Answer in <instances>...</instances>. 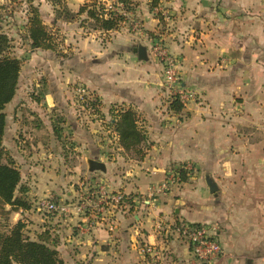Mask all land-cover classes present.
I'll return each mask as SVG.
<instances>
[{"label": "crops", "instance_id": "1", "mask_svg": "<svg viewBox=\"0 0 264 264\" xmlns=\"http://www.w3.org/2000/svg\"><path fill=\"white\" fill-rule=\"evenodd\" d=\"M153 1L135 0L118 29L78 36L63 74L51 73V90L34 96L36 106H17L23 94L17 90L5 108L3 146L14 134L15 143L28 141L36 148L34 157L39 151L42 157L54 138L53 114L60 112L76 142L74 177L86 185L85 193L103 186L126 200L97 199L79 210L78 196L85 193L71 185L70 201H62L63 195L59 203L54 194L61 191L50 181L46 196L66 210L46 209L30 225L23 217L28 210L20 208L10 220L32 228L31 239L45 236L67 264H189L190 246L175 228L180 221L215 227L224 253L211 264H264V0H159L174 13L170 22L155 14ZM157 34L176 57L182 83L198 94L179 112L168 110L163 65L149 49L160 39L150 35ZM140 44L147 47L146 59L134 51ZM70 83L101 102L90 126L64 102ZM126 108L137 112L147 137L142 159L125 150L113 125V114ZM89 161L100 167L90 170ZM185 163L194 170L180 184L150 196L166 170ZM34 170V177L45 174ZM147 244L160 252L146 253Z\"/></svg>", "mask_w": 264, "mask_h": 264}, {"label": "rangeland", "instance_id": "2", "mask_svg": "<svg viewBox=\"0 0 264 264\" xmlns=\"http://www.w3.org/2000/svg\"><path fill=\"white\" fill-rule=\"evenodd\" d=\"M85 1L86 0H84L78 6V0H0V21L3 31L7 33L11 39L10 52L11 54L20 58L22 62L20 73L21 76L19 78L17 90L23 94L21 99L22 101H20L17 106H21V103H23V106L28 109H30L31 105L36 106L33 101L34 96H41L44 91L46 92L48 89L51 90L49 82L51 76L49 75L51 73H58L59 75L63 74L64 63L67 61L68 57L74 53L73 48L75 46V41L78 39L77 37L79 36L80 38L82 36H88L90 33L100 30L94 29V21L88 18L86 11L77 15L80 6L84 4ZM102 1L106 3L107 8L114 9L115 11L125 15V21H128L129 17L126 15V13L133 11L135 7L134 6L133 9L120 8L114 4L115 0ZM159 3L155 6L158 7V10L156 9L154 11L155 14L158 16H163L164 20L166 19L167 22L172 21L174 13H172L168 7H165ZM64 6L68 7L69 11L71 12V14H69L70 16L72 15L70 19H66L67 13L62 11L64 10ZM73 6H76V8ZM34 9L38 10L43 22L48 25L55 34L56 42L54 49L35 48L31 46L32 41L29 38L27 26L30 17L33 15ZM157 37L160 38L158 41H160L163 47L167 49L164 39L158 34L150 35L149 38L152 40L153 38ZM71 38L72 40H70ZM103 40H106V37H104ZM149 49L153 57L160 61V58L153 46V42L150 44ZM48 51H53V54L50 56ZM168 52L174 56L169 50ZM52 68L54 70H52ZM80 86L77 83L67 84L65 90L63 91L65 95L64 102L67 101L69 105L75 108L76 112L78 113L77 115L80 114L79 116L84 121V125L90 126V123L92 122L90 121L92 120L91 116L93 115H89L82 106V102L78 96V87ZM94 97L96 98L95 95ZM99 105L101 106V104ZM42 108L44 110L43 114L46 115V104H43ZM53 115L57 130L55 128L54 138L53 140H50L51 144L49 142V147L47 148L51 152L44 151L41 153V157L39 151L37 156L34 157L33 153L36 151V148H33L31 144H28V141L22 144L15 143L14 134L11 137V143L3 146L1 151V162L13 163V165L18 168L21 173V182L18 188L22 187L25 191L21 192L22 190H20V192L17 191L16 194L22 195L24 200L30 205L28 209H24L28 210V212L26 214L24 213L23 215L24 219H26V222L30 225L31 223L37 224L38 219L32 218L34 214L38 213L40 216V214L44 213L47 215L48 211L46 208H43L44 201L49 199L54 201L55 198L59 203L64 200L70 201V195L67 191L70 189L69 187L71 185H73L72 187L74 189L77 188L79 192L81 191L80 194L85 193L83 189L86 185L84 183L82 184V181L78 182V179L74 177V175L77 174V171L74 169V162L76 161L77 155L79 154L78 150H75L76 142L73 141L72 134L65 131L64 126L62 125L63 121L60 112ZM19 132L20 130L16 131V135ZM110 133H114V130H112ZM43 136H46V134ZM19 138L22 139L21 137ZM28 140L32 142L31 139ZM19 145L21 146L19 147ZM51 153V157H47ZM34 168L38 169V172L41 171V173L44 171L45 174L42 175L41 178L32 176V173L35 172ZM35 174L37 173L35 172ZM50 181H56V187L61 191L60 194H54V199L52 197L46 196V194L49 192L48 190H44L45 183L47 182L49 184ZM84 182L86 183L87 181L84 180ZM95 189L98 188L90 186L83 196L80 197L79 195L78 204L95 203L99 197V194L92 193V190ZM43 191L45 192V195L41 194ZM63 195L65 198L60 201L62 199L61 196ZM57 197L61 199H58ZM110 203L112 202L109 201V204ZM5 208L6 209L4 210L0 205V230H5L8 225H14L10 220L11 213L9 211V205H6ZM38 208H42L41 211ZM31 229L32 228H26L25 233L30 238H33Z\"/></svg>", "mask_w": 264, "mask_h": 264}, {"label": "trees", "instance_id": "3", "mask_svg": "<svg viewBox=\"0 0 264 264\" xmlns=\"http://www.w3.org/2000/svg\"><path fill=\"white\" fill-rule=\"evenodd\" d=\"M115 3H122L123 8L133 9L135 0H115ZM158 3L159 0H154L152 7ZM62 11L67 13L66 19L72 17L69 15L71 12L68 7L64 6ZM85 11L88 18L94 21V29L104 31L118 29L121 23L126 20L125 15L107 8L106 3L102 0H86L80 6L77 15ZM27 27L32 47L55 48V34L43 22L37 9H34ZM10 50L11 39L3 31L0 21V157L7 125L5 108L17 92L22 68L21 59L11 54ZM99 104L101 102L96 97L94 105L98 107V111H100ZM172 107L178 112L182 109V105L177 101L173 103ZM113 119V125L120 137L121 145L137 159L144 158L146 152L143 144L147 137L138 124L137 112L133 108L122 109L113 114ZM20 182L19 169L11 162L3 163L0 160V205L4 210L5 206L9 205L10 213L12 210L30 207L22 195L16 194L17 191H25L22 187L18 188ZM25 229L26 223L19 220L14 225H8L5 230H0V264H67L60 256L59 251L47 243L45 236L31 239L26 235Z\"/></svg>", "mask_w": 264, "mask_h": 264}, {"label": "built area", "instance_id": "4", "mask_svg": "<svg viewBox=\"0 0 264 264\" xmlns=\"http://www.w3.org/2000/svg\"><path fill=\"white\" fill-rule=\"evenodd\" d=\"M115 4V3H114ZM118 7L123 8L122 3H116ZM158 7H155V10ZM136 30L140 29V24L135 22ZM153 46L163 65L164 89L167 97V106L170 112L174 102H179L182 106H186L191 101H196L197 92L185 86L179 75V64L176 57L172 56L168 50L158 40L153 41ZM78 96L82 102L83 108L89 115L98 116V109L94 105L96 98L86 87H78ZM194 170L192 163L174 166L165 171V177L154 187L150 196H159L170 191L183 181L184 175ZM92 190V193L99 194L98 201L102 204L112 203L120 204L126 200V196L121 193H111L106 187ZM144 203V200H142ZM43 206L48 211L66 210L65 206H60L52 199L43 202ZM85 203L78 204V209H85ZM113 229V226H110ZM178 235L184 239L190 246L193 258L189 264H211L216 261L224 253V248L216 235V229L209 223H195L190 221H180L176 225ZM145 252L150 255H157L160 250L156 245L147 244Z\"/></svg>", "mask_w": 264, "mask_h": 264}, {"label": "water", "instance_id": "5", "mask_svg": "<svg viewBox=\"0 0 264 264\" xmlns=\"http://www.w3.org/2000/svg\"><path fill=\"white\" fill-rule=\"evenodd\" d=\"M134 51L138 53V56L140 59H146L148 57L147 55V47L144 46V45H138L134 48ZM89 165H90V170H94L96 168H99L100 166L98 165H95L93 163V161H89ZM209 185H210V188L212 191H214L215 189L214 188V184L212 182H209Z\"/></svg>", "mask_w": 264, "mask_h": 264}]
</instances>
